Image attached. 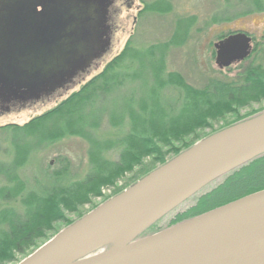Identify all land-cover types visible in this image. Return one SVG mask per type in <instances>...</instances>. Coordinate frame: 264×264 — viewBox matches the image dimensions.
<instances>
[{"label": "water", "instance_id": "1", "mask_svg": "<svg viewBox=\"0 0 264 264\" xmlns=\"http://www.w3.org/2000/svg\"><path fill=\"white\" fill-rule=\"evenodd\" d=\"M115 0H0V100L36 102L112 46ZM220 69L253 50L247 31L215 42ZM264 153V111L220 129L59 231L18 264H264V189L154 233L148 227Z\"/></svg>", "mask_w": 264, "mask_h": 264}, {"label": "trees", "instance_id": "2", "mask_svg": "<svg viewBox=\"0 0 264 264\" xmlns=\"http://www.w3.org/2000/svg\"><path fill=\"white\" fill-rule=\"evenodd\" d=\"M146 6L148 10L159 12H169L172 7L165 0ZM192 23L193 20H186L185 26L182 20L171 42L154 44L144 52L129 40L120 55L59 105L23 127L6 126L18 134L36 138L40 144L44 139L54 141L70 134L83 136L92 144L90 158L96 166L77 185L63 181L67 169H62L55 172L54 177H37L32 186L31 179L20 172L32 162L33 153L38 149L29 144L27 138L22 139L24 144L17 146V155L11 161L0 160V259L15 261L32 253L39 242L49 240L57 231V222H68V213L79 212L81 206L91 202L89 195L102 196L103 185L110 183V176L121 175L129 171L133 163H142L151 157V167L143 165V169L148 168L131 183L133 185L200 138L210 135L198 130L211 127V119L232 113L230 109L235 102L249 105L264 98L262 63L249 66L243 82L211 79L204 88L188 83L179 72L167 71L166 50L182 41V35L189 31ZM135 82H139V86ZM169 87L179 90L178 98L166 94ZM256 114L239 117L231 125ZM104 117L120 130L116 138L96 135ZM43 129L47 136L42 135ZM177 141L181 146L175 144ZM114 149L120 152L117 162L106 157V153ZM261 189H264V153L211 182L186 201L191 204H181L141 235L154 233Z\"/></svg>", "mask_w": 264, "mask_h": 264}, {"label": "rangeland", "instance_id": "3", "mask_svg": "<svg viewBox=\"0 0 264 264\" xmlns=\"http://www.w3.org/2000/svg\"><path fill=\"white\" fill-rule=\"evenodd\" d=\"M153 1L157 0H118L116 2L113 11H111V22L114 24L111 49L95 63L92 72L87 74L79 83L28 105L12 108L11 104L0 102V160L2 162L11 161L17 155V146L21 143L24 144L22 139L27 138L30 141L29 144L38 149L37 152L33 153L32 162L20 172L31 179L32 186L37 177L42 179L46 175H53L54 177V173L62 169H67L63 180L67 183L77 185L78 182L85 180L96 166L90 158L92 144L87 138L73 134L66 135L64 138L59 137L54 141L44 139L40 144L35 140L36 138L26 134H18L15 129H7L6 126L23 127L33 118L42 116L59 105L100 73L107 63L112 62L114 58L120 55L129 40H133L134 46L139 51L144 52L154 44L171 42L178 28V23L183 20L185 24L186 20L187 22L193 20L189 31L182 35L183 38L180 39L182 41L169 46V49L166 50L165 61L167 71L181 73L188 83L197 88H204L211 79L234 83L243 82L249 66L253 63H262L264 66V0H165L172 6L169 12L146 9V5ZM185 26L187 25L185 24ZM231 31L251 33L255 38L253 50L244 61L220 69L215 59L217 51L214 44L224 38L222 36L230 34ZM139 82H135V85L139 86ZM165 92L168 96L175 98L179 96V90L175 87H169ZM232 105L230 109L233 111L232 113L225 114L224 117L217 120L211 119V127L200 129L198 132L205 135L211 134L214 131H219L225 125L230 126L239 117L264 111V98L251 102L249 105H239L237 102ZM50 118H44V120ZM119 131L118 128L112 126L108 117H104L99 129L96 130V135L116 138L120 135ZM46 132L43 129L42 135L47 136ZM175 144L181 146L180 141ZM106 157L110 161L117 162L120 159V152L116 149L110 150L106 153ZM150 163H152V158L148 157L142 163H133L129 171L121 175L110 176V183L103 185L102 196L89 195L91 202L81 206L78 209L79 212L68 213V222L74 223L82 215L84 216L95 209L108 198L128 188L134 180L143 174L142 171L148 168L143 169V165L150 166ZM189 202H186L185 205L191 204ZM68 222H57V231L51 234L50 239L57 232L72 224ZM47 241L39 242V246L34 251ZM27 256H20L15 261L0 259V264H18Z\"/></svg>", "mask_w": 264, "mask_h": 264}, {"label": "flooded vegetation", "instance_id": "4", "mask_svg": "<svg viewBox=\"0 0 264 264\" xmlns=\"http://www.w3.org/2000/svg\"><path fill=\"white\" fill-rule=\"evenodd\" d=\"M118 0H115V2H114V4L111 6V9H110V11H109V23L111 24V31L113 32V28H114V24H113V22H111L112 21V12L111 11H113V7L115 6V4H116V2H117ZM249 33V32H248ZM113 34V33H112ZM250 35H252L251 33H249ZM253 37V36H252ZM112 40H113V38H112ZM253 40H255V38L253 37ZM97 62V61H96ZM95 62V63H96ZM95 63L94 64H92V66H91V68L87 71V72H85V73H82V74H80V75H78L75 79H74V81L72 82V84L71 83H69L68 85H66L64 88H60V89H58L57 90V92L56 93H54V94H52V95H55V94H57V93H59V92H62V91H64V90H67L68 88H70L72 85H74V84H76V83H79L80 81H82L86 76H87V74H89L90 72H92V69H93V66L95 65ZM52 95H50V96H52ZM50 96H47V97H50ZM44 98H46V97H44ZM0 102L3 104L4 102L2 101V100H0ZM29 103H33V102H23V101H21V99L20 100H13L11 103H9V104H11V107L13 108V107H16V106H19V105H28ZM5 104V103H4Z\"/></svg>", "mask_w": 264, "mask_h": 264}]
</instances>
